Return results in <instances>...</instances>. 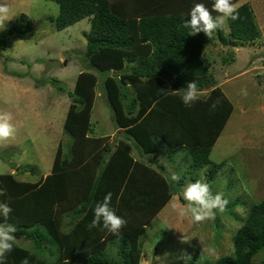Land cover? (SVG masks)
<instances>
[{"label":"trees","instance_id":"obj_1","mask_svg":"<svg viewBox=\"0 0 264 264\" xmlns=\"http://www.w3.org/2000/svg\"><path fill=\"white\" fill-rule=\"evenodd\" d=\"M53 1L59 4L60 12L50 20L58 29L84 18L90 21V30L85 32L87 68L94 67L105 75L106 98L124 134L112 144L110 135L94 131L91 116L99 80L93 71L82 70L73 90L57 78L47 79L72 98L64 122L70 143L67 150L59 143L51 172L35 182L20 180L16 173H0V189L6 190L0 201L8 202L13 209L7 223L17 227L14 235L20 233L31 240L29 247L15 241L4 264H22L25 258L29 264H140L146 225L185 186L187 177L178 183L171 181V175L168 179L164 174L163 163L156 160L159 165L155 168L136 159L133 147L151 155L163 143L172 161L178 153L187 154L185 162L192 166L185 173L192 174L193 181L197 180L193 173L209 167L211 179L227 164L211 158L233 110V104L216 86L212 63L204 53L212 38L203 32L190 35V30L181 26L190 18L195 0H166L158 8L141 6L138 0L133 13L119 9L112 0ZM213 1L198 2L211 10ZM238 12L239 19L227 21L228 43L255 41L260 29L252 7L244 3ZM21 18L19 24L3 30L0 49L7 45L6 36L33 29L26 14ZM217 32L226 43L223 29ZM193 81L201 91L213 89L187 107L180 94L173 93ZM216 100L220 103L210 110ZM109 192L111 207L127 221L120 236L106 229L87 228L96 203ZM238 204L235 200L226 208ZM233 244V254L219 257L214 264H264V260L256 262L264 251V200L247 209ZM109 245L117 249L115 256Z\"/></svg>","mask_w":264,"mask_h":264},{"label":"rangeland","instance_id":"obj_2","mask_svg":"<svg viewBox=\"0 0 264 264\" xmlns=\"http://www.w3.org/2000/svg\"><path fill=\"white\" fill-rule=\"evenodd\" d=\"M137 1L112 0V3L133 13ZM5 2L13 17L0 28V38L6 27L21 22V14L27 15L33 29L26 34L6 36L7 45L0 49V113H12V123L17 128L13 138L0 142V173H16L20 180L35 182L51 172L59 143L64 144L65 150L70 143L64 122L72 98L47 79L57 78L73 90L82 70L93 71L99 80L91 116L94 131L98 135L110 134L111 143L115 144L118 127L106 98L105 75L94 67L87 68L85 32L90 30V21L84 18L58 29L50 20V16L60 12L56 1ZM165 2L142 3L140 0L141 6L156 8ZM233 2L248 3L252 7L260 36L255 41L230 44L227 39L231 38L230 28L226 23L223 32L227 42H222L216 31L204 47L205 56L212 63L210 69L215 73L216 84L224 82L227 98L235 110L211 153L214 162L225 160L227 164L211 179H208L209 167L193 175L209 184L213 194L222 193L229 204L235 200L239 204L226 208L223 213L217 211L212 219L202 223L181 218L172 206L186 205L181 197L184 188L195 182L191 179L192 174L185 173L192 163L185 162L188 155L183 152L170 161L166 147L161 143L159 154H153L154 159L170 164L171 174L178 171L181 179L187 177V181L146 225V234L141 238L140 264H214L219 257L233 254V236L243 224L247 209L264 200V0ZM23 168L27 169L21 172ZM183 233L192 237L191 244L181 243ZM17 234L15 241L18 244L31 245L25 235ZM111 247L109 245L108 249L115 256L117 249ZM116 259L119 260L118 256ZM263 260L264 251L257 256L256 262Z\"/></svg>","mask_w":264,"mask_h":264},{"label":"clouds","instance_id":"obj_3","mask_svg":"<svg viewBox=\"0 0 264 264\" xmlns=\"http://www.w3.org/2000/svg\"><path fill=\"white\" fill-rule=\"evenodd\" d=\"M240 5L234 3L233 0H214L212 9L210 10L203 3H196L190 10L188 19L183 20L182 27L189 29L190 35H196L203 32L210 39L217 30H222L229 19H239ZM213 12L218 15L213 16ZM13 15H10V8L5 0H0V28H3L5 21L10 20ZM180 94L183 104L187 107H192L196 102L201 100V97H206V94L198 89L195 81L187 84L186 89L177 93ZM207 102V98L205 101ZM220 103L219 100L214 101L210 105V110H215ZM13 115L10 112L0 113V142L13 138L17 132L16 126L12 123ZM171 181L179 182L180 175L173 173L170 177ZM6 190L0 189V196H5ZM112 193L109 192L103 198L102 202L96 203L94 207V217L87 225L89 231L95 228L107 230L113 235L120 236L121 229L126 226L127 221L117 215L116 211L111 207ZM183 199L186 205L177 207L173 204V211L181 218H190L192 223H202L208 219H212L218 211L223 213L226 211L229 201L224 198L222 193L213 194L209 184L196 180L189 183L183 190ZM13 209L6 201H0V217L3 222H0V264H4L7 254L11 253L14 248V242L17 232V227L11 223H7ZM192 237L183 233L181 243L191 244ZM212 251V250H209ZM22 264H29L27 258L22 261Z\"/></svg>","mask_w":264,"mask_h":264},{"label":"crops","instance_id":"obj_4","mask_svg":"<svg viewBox=\"0 0 264 264\" xmlns=\"http://www.w3.org/2000/svg\"><path fill=\"white\" fill-rule=\"evenodd\" d=\"M198 1H199V0H195L196 3H199ZM233 65H235V64H233ZM210 70H211V69H210ZM211 72L214 74V78H215V73L213 72V70H211ZM246 72H248V70H246ZM246 72H245V73H246ZM224 78H225V77H224ZM222 81H224V80H222ZM230 81H231V80H230ZM227 82H229V81H227ZM227 82H226V83H227ZM216 86L220 87V89L222 90V92L224 93V95L227 94L226 97H229L227 91H226L225 88L223 87V86H224V82L222 83V85H221L220 83H218V85L216 84ZM212 89H213V87H207L206 89L202 90V92H203V93H207V92L209 93ZM233 107L235 108V106H233ZM234 110H235V109H234ZM234 110H232L229 119L231 118V116H232ZM229 119L227 120L226 124H228ZM225 126H226V125H225ZM224 129H225V127H224ZM224 129L222 130L220 136L222 135ZM116 132L118 133V135H117V137H114V139L116 138L115 140H117L119 137L121 138V136H123V134H124V128H117ZM102 135H104V134H102ZM106 135H110V134L107 133ZM220 136L218 137L216 143L218 142ZM120 138H119V139H120ZM114 139H113V140H114ZM119 139H118V140H119ZM118 140H117V141H118ZM110 141H111V140H110ZM114 143H115V142H114ZM216 143H215V145H216ZM160 145H161V144H160ZM215 145H214V147H215ZM214 147H213V149H214ZM159 151H160V150H159ZM159 151L157 152V154H159ZM211 153H212V152H211ZM155 154H156V153H155ZM133 155L135 156L136 159H139V160H141V161H144V162H146V164L148 163L149 165H152V166L155 167V168H157V167H158L157 165H159V164H157V162H156L157 159H154L155 155H153V154H151V155H145V154H142V153L140 152V150H139L137 147H135V146L133 147ZM170 161H172V160H170ZM160 163H163V164L165 165L164 174H165V176L169 179L168 176H170V174H171L170 169H169V165H170V164L166 165V163H164V162H160ZM171 175H172V174H171ZM176 194H178V193H176ZM176 194H174V195H176ZM174 195L172 196V198L174 197ZM172 198H171V199H172ZM171 199H170V200H171ZM168 203H169V202H168Z\"/></svg>","mask_w":264,"mask_h":264}]
</instances>
